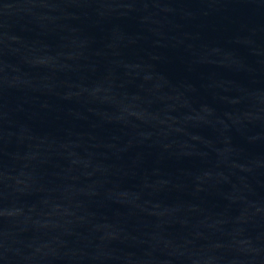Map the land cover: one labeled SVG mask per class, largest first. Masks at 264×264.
<instances>
[{
    "label": "water",
    "instance_id": "95a60500",
    "mask_svg": "<svg viewBox=\"0 0 264 264\" xmlns=\"http://www.w3.org/2000/svg\"><path fill=\"white\" fill-rule=\"evenodd\" d=\"M0 264H264V0H0Z\"/></svg>",
    "mask_w": 264,
    "mask_h": 264
}]
</instances>
